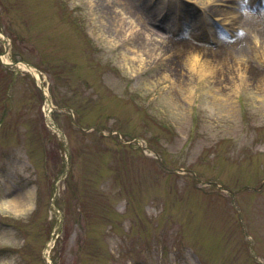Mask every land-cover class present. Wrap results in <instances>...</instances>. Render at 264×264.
<instances>
[{
	"label": "rangeland",
	"instance_id": "obj_1",
	"mask_svg": "<svg viewBox=\"0 0 264 264\" xmlns=\"http://www.w3.org/2000/svg\"><path fill=\"white\" fill-rule=\"evenodd\" d=\"M0 33V264H264V0H0Z\"/></svg>",
	"mask_w": 264,
	"mask_h": 264
},
{
	"label": "bare ground",
	"instance_id": "obj_2",
	"mask_svg": "<svg viewBox=\"0 0 264 264\" xmlns=\"http://www.w3.org/2000/svg\"><path fill=\"white\" fill-rule=\"evenodd\" d=\"M239 29L238 25L234 26L233 29H231L232 36H235V32H237Z\"/></svg>",
	"mask_w": 264,
	"mask_h": 264
},
{
	"label": "water",
	"instance_id": "obj_3",
	"mask_svg": "<svg viewBox=\"0 0 264 264\" xmlns=\"http://www.w3.org/2000/svg\"><path fill=\"white\" fill-rule=\"evenodd\" d=\"M26 66H28L29 68L31 67V66H30V65H28V64H26ZM42 88H43V87H42ZM47 101H48V102H50L48 98H47ZM60 134L62 135V137H65V135H64V133H63V132H60ZM64 147H65V150H67V146H66V144H65V146H64ZM66 170H67V169H66Z\"/></svg>",
	"mask_w": 264,
	"mask_h": 264
}]
</instances>
